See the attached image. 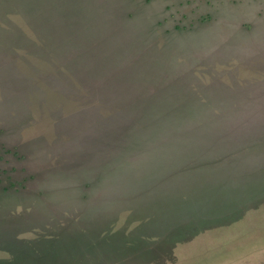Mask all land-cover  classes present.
I'll use <instances>...</instances> for the list:
<instances>
[{"label":"rangeland","instance_id":"374dc122","mask_svg":"<svg viewBox=\"0 0 264 264\" xmlns=\"http://www.w3.org/2000/svg\"><path fill=\"white\" fill-rule=\"evenodd\" d=\"M262 88L264 0H0V264H264Z\"/></svg>","mask_w":264,"mask_h":264},{"label":"trees","instance_id":"16d2710c","mask_svg":"<svg viewBox=\"0 0 264 264\" xmlns=\"http://www.w3.org/2000/svg\"><path fill=\"white\" fill-rule=\"evenodd\" d=\"M28 8V7H27ZM34 18V19H33ZM32 19H33V21L32 22H27V20L25 21V24H28V25H31V26H33V27H35V24H37V22L38 21H41V20H44V18H45V14L43 13V14H40V15H37V16H35V17H33ZM30 32L31 33H33V31H28L27 32V36H28V38H30L31 36H30ZM115 75H116V73H114ZM117 76V75H116ZM117 80L118 81V77H114V75L113 76H109L108 77V79H104L107 83H111L110 81H113V80ZM145 100H143V102H144ZM138 102H140V101H138ZM143 102H141V104L143 103ZM134 105V104H133ZM135 105L136 106H138L137 105V103H135ZM127 110H121V111H116L117 113L118 112H121V113H125ZM138 113V112H137ZM139 113H141V112H139ZM107 118V117H106ZM117 119V121H121L120 122V124H119V129L121 130V132H119V133H117V132H114V131H112V130H108L107 132H108V136L107 137H109L110 135L112 136V138H110V139H118L119 140V148L118 149H120L121 150V148H122V146H124L125 144H126V141H127V139H134L132 136H134V137H138L139 135H131L130 134V132H126V130H124V125H125V127H126V124H129L130 125V127L131 126H133V123L135 124V126H136V124L141 120V119H136V118H130V120H128V119H119L118 117L116 118ZM94 122H96V123H99L100 125H102V124H104V123H100V122H102V119H101V117L100 116H98V118H97V120H95ZM108 122H111V120L110 119H106V123H108ZM95 126H97V125H95ZM133 129H135V128H133ZM124 130V131H123ZM136 130V129H135ZM138 130V129H137ZM248 136H252V137H258V136H260V135H248ZM106 137V138H107ZM114 137V138H113ZM107 139H109V138H107ZM137 139H143V137L142 136H140V138H137ZM255 139H258V138H255ZM118 145V144H117ZM120 150H115V152H117V153H119L120 154Z\"/></svg>","mask_w":264,"mask_h":264},{"label":"crops","instance_id":"0c3cea01","mask_svg":"<svg viewBox=\"0 0 264 264\" xmlns=\"http://www.w3.org/2000/svg\"><path fill=\"white\" fill-rule=\"evenodd\" d=\"M263 92H264V89L262 88V90L260 91V93H263ZM109 137H111V135ZM109 137H107V138H109ZM117 142H118V148H119V140Z\"/></svg>","mask_w":264,"mask_h":264}]
</instances>
